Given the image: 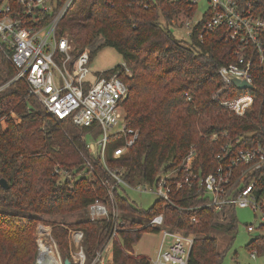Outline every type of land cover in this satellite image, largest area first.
Returning <instances> with one entry per match:
<instances>
[{
	"label": "trees",
	"instance_id": "trees-1",
	"mask_svg": "<svg viewBox=\"0 0 264 264\" xmlns=\"http://www.w3.org/2000/svg\"><path fill=\"white\" fill-rule=\"evenodd\" d=\"M264 18V0H250ZM62 23L80 49L93 45L102 37L97 50L114 47L123 57L132 76L123 71L121 77L130 85L124 107L129 127L139 129L136 143L120 158L113 157L123 140L112 137L107 147V164L125 169L124 178L132 183L152 181L164 167L179 166L191 148L197 152L195 169L208 174L216 169L223 147L243 135L239 146H255L264 141V74L256 72L251 110L244 117L233 115L214 99L220 88L219 68L235 62V43L227 41L224 27L204 33V21L189 35L190 41L176 38L170 26L181 11L193 15L199 6L191 0H77ZM210 15V14H209ZM209 15H207L209 17ZM207 20V18H206ZM122 69L118 64L112 75ZM111 73H109L110 75ZM16 75L11 62L0 51V88ZM192 95L189 101L185 93ZM93 159L99 175L108 172L100 157L91 155L89 142L96 140L101 127H78L71 120H56L30 97L22 80L0 90V264H37L39 245L37 228L43 223L52 227L63 260L70 259L69 229L84 232L87 264L104 244L109 230L106 220L81 218L72 223L54 219L88 209L96 198H106L107 191L98 178L86 175L84 159L72 157L67 137ZM214 134L218 138L214 140ZM61 135V137L59 136ZM69 149V151H68ZM72 154V155H71ZM80 154V153H79ZM61 167L74 170L72 181H62L55 173ZM72 183V185H71ZM258 193L264 196V176ZM184 189L176 196L178 204L199 205L197 195L191 201ZM122 221L128 229L121 231L113 245L110 264H151L146 256L132 254L144 233L158 230L143 228V220L166 211V223L199 233L188 264H219L228 249L220 250L214 230L235 231L237 220L220 222L213 208L201 207L194 212H179L177 207L157 200L149 210L142 209L124 188L116 190ZM196 214L199 223H192ZM253 250H264V243ZM233 242L231 240L229 246ZM228 246V247H229Z\"/></svg>",
	"mask_w": 264,
	"mask_h": 264
},
{
	"label": "built area",
	"instance_id": "built-area-1",
	"mask_svg": "<svg viewBox=\"0 0 264 264\" xmlns=\"http://www.w3.org/2000/svg\"><path fill=\"white\" fill-rule=\"evenodd\" d=\"M76 1L0 0V51L16 71L15 77L0 90L16 80H22L28 95L37 99L56 120L68 119L78 127L96 124L101 127V133L96 140L89 142L88 149L91 155L100 157L107 169V178L99 175L93 159L79 149L85 172H88L86 175L92 181L98 178L107 191L106 198H96L88 207L90 219L109 223L108 236L90 264L112 261L114 242L121 231L128 229L122 221L116 199V190L121 188L153 194L157 200L177 207L181 213L194 212L201 207L213 208L221 215L220 222L227 221L229 217L235 218L237 208L250 207L263 212V223L258 228L264 233V196L257 190L260 177L264 176V141L244 147L239 144L246 139L245 135L234 141L229 139L222 154L216 157L220 164L208 174L195 169L197 152L194 146L179 166H164L152 181L132 184L124 178L123 167L108 166L107 147L113 136L123 140L113 151V157L120 158L140 135L139 129L127 124L124 107L130 85L121 74L125 71L132 76V72L123 63L122 69L113 75L110 69L91 80L95 76L91 67L92 50L78 48L69 31L62 28ZM191 1V5H198L199 0ZM208 5L204 15L196 21L193 20L196 13L190 15L181 11L184 14L181 25H185L191 35L204 21L200 28L201 38L204 33L215 29H226L227 41L236 45L233 51L236 61L219 68L221 86L213 97L228 112L244 117L251 110L254 97L245 93L250 89H239L233 81H246L254 87L255 73L264 74V18L250 0H208ZM185 95L189 101L192 100L190 93ZM212 138L216 140L218 135L214 134ZM55 173L62 181L76 178L74 170L56 167ZM184 189L188 190L185 196L188 202L193 191L201 203L178 204L176 196ZM199 221L198 216L192 214L191 222L198 224ZM142 227L158 230L162 237L155 257L149 258L151 264H188L199 233L167 224L165 210L144 219ZM247 230L254 232L256 227L249 224ZM37 242V264H54L43 257V249L49 250L55 264H64L51 226L38 225ZM83 242L82 230L69 229L70 264H87ZM257 254V250L252 251L253 257Z\"/></svg>",
	"mask_w": 264,
	"mask_h": 264
},
{
	"label": "rangeland",
	"instance_id": "rangeland-1",
	"mask_svg": "<svg viewBox=\"0 0 264 264\" xmlns=\"http://www.w3.org/2000/svg\"><path fill=\"white\" fill-rule=\"evenodd\" d=\"M77 4L78 2L75 3L73 7H76ZM198 6L199 8L195 14V17L193 18L194 21L200 19L204 15L209 6L208 0H199ZM183 19L184 14L182 12L176 14L170 28L174 32L176 38L183 40L184 42H189L190 36L188 34V29L185 27V25H181ZM101 43H103V38L99 37L96 39L93 45H89L86 48H90L93 53V51L98 48ZM123 63L124 61L122 55L114 47H104L100 50H97V54L92 60L91 64L92 70L95 72V76H92L91 80H95L97 75L102 71L110 70L118 64ZM59 132L63 135L64 138L67 137V140L65 141L68 142V148L74 152L72 153L73 155L71 154L72 157L79 158V151L77 150L76 145L70 140L67 132L62 128ZM59 136L61 137V135ZM128 195L131 200L138 204L140 208L145 210H149L150 208H152L157 201V197L150 193L141 194L129 190ZM235 213V218L229 217L227 221H223L227 223L233 221L234 219L237 220V229L235 231L231 232L226 231V229H222V231L214 230L209 234L210 236L217 237L220 250L228 249L223 260L219 264H264V250H261L259 254L253 257L252 251H255L256 249L253 250L255 248V245H250L252 237L258 238L257 242L255 243L256 245H258L259 243H264V233L258 228V226L263 223V212L259 210L254 211V209L247 207L237 208ZM89 217L90 212L88 209H86L84 211L68 215L57 216L54 219L68 224L78 221L81 218ZM249 224H252L256 227V230L254 232H249L247 230V225ZM161 239L162 237L159 232L148 231L144 233L141 240L134 246L132 254L135 256H146L150 258V260L153 259L156 255L157 250L159 249ZM232 239L233 242L229 246ZM55 247L56 246H54V248ZM60 256L63 259L61 252Z\"/></svg>",
	"mask_w": 264,
	"mask_h": 264
},
{
	"label": "water",
	"instance_id": "water-1",
	"mask_svg": "<svg viewBox=\"0 0 264 264\" xmlns=\"http://www.w3.org/2000/svg\"><path fill=\"white\" fill-rule=\"evenodd\" d=\"M233 82L239 89H250V90H252L254 88L252 85L248 84L246 81H240L238 79H235ZM0 184L5 189L9 188V184L5 179H1ZM256 239H257L256 237H252L250 242H254ZM70 263H71L70 259L64 260V264H70Z\"/></svg>",
	"mask_w": 264,
	"mask_h": 264
},
{
	"label": "bare ground",
	"instance_id": "bare-ground-1",
	"mask_svg": "<svg viewBox=\"0 0 264 264\" xmlns=\"http://www.w3.org/2000/svg\"><path fill=\"white\" fill-rule=\"evenodd\" d=\"M42 255L43 257H45L47 260L49 258V260L55 264V259L52 255L49 254V250L48 249H43V252H42ZM49 263V262H48Z\"/></svg>",
	"mask_w": 264,
	"mask_h": 264
},
{
	"label": "crops",
	"instance_id": "crops-1",
	"mask_svg": "<svg viewBox=\"0 0 264 264\" xmlns=\"http://www.w3.org/2000/svg\"><path fill=\"white\" fill-rule=\"evenodd\" d=\"M112 261L108 262V264H110Z\"/></svg>",
	"mask_w": 264,
	"mask_h": 264
}]
</instances>
